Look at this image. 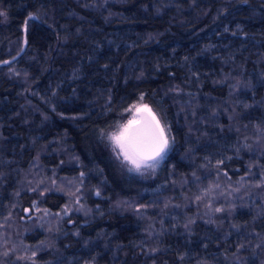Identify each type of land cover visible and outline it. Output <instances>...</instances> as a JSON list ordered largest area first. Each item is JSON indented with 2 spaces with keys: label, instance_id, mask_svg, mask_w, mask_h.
<instances>
[{
  "label": "trees",
  "instance_id": "16d2710c",
  "mask_svg": "<svg viewBox=\"0 0 264 264\" xmlns=\"http://www.w3.org/2000/svg\"><path fill=\"white\" fill-rule=\"evenodd\" d=\"M0 12V264H264V0ZM140 105L169 148L136 172Z\"/></svg>",
  "mask_w": 264,
  "mask_h": 264
},
{
  "label": "snow or ice",
  "instance_id": "6c2138e0",
  "mask_svg": "<svg viewBox=\"0 0 264 264\" xmlns=\"http://www.w3.org/2000/svg\"><path fill=\"white\" fill-rule=\"evenodd\" d=\"M4 15V12H0V16ZM28 20H39V17L29 13ZM28 20L25 21V28H27ZM25 43H27L26 40ZM0 63L8 64L9 62L0 61ZM136 114H139V117ZM136 114L112 133L109 139L117 158H122V162L129 165L128 170L141 172L154 169L163 159L169 148V138L166 134V126L161 125L160 119L147 105L137 106ZM99 194V192L96 193V195ZM65 211L67 212V207ZM216 211H222V209H216Z\"/></svg>",
  "mask_w": 264,
  "mask_h": 264
},
{
  "label": "rangeland",
  "instance_id": "374dc122",
  "mask_svg": "<svg viewBox=\"0 0 264 264\" xmlns=\"http://www.w3.org/2000/svg\"><path fill=\"white\" fill-rule=\"evenodd\" d=\"M148 108H149V107H148ZM134 114H136V111L133 113V115L131 116V118H130V119H132V118H133ZM136 115L138 116V114H136Z\"/></svg>",
  "mask_w": 264,
  "mask_h": 264
},
{
  "label": "water",
  "instance_id": "95a60500",
  "mask_svg": "<svg viewBox=\"0 0 264 264\" xmlns=\"http://www.w3.org/2000/svg\"><path fill=\"white\" fill-rule=\"evenodd\" d=\"M138 117H139V114H138Z\"/></svg>",
  "mask_w": 264,
  "mask_h": 264
}]
</instances>
